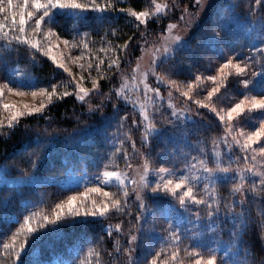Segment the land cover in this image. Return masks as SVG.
I'll return each mask as SVG.
<instances>
[{"label": "trees", "instance_id": "trees-1", "mask_svg": "<svg viewBox=\"0 0 264 264\" xmlns=\"http://www.w3.org/2000/svg\"><path fill=\"white\" fill-rule=\"evenodd\" d=\"M22 2L13 0V11L16 12L14 32L8 31L12 13H0V21L8 20L6 27L0 29V88L4 89L0 100L3 103L11 101L6 96L9 91L5 84L18 88L24 94H31L32 87L26 85L51 91V85L59 82L57 91H69L71 95L56 99L51 104L45 101L46 109L42 115L33 113L22 117L19 126L7 136L4 132L8 129L0 126L3 127L0 131V169L6 176H23L25 172L37 176L60 177L70 173L98 176L103 172L127 170L138 165L147 166L149 171L171 169L182 172L192 166L215 167L212 162L215 159H223L221 166L224 167L229 159L226 155L228 145H231L234 160L231 169L252 167L253 157L264 158L258 151L250 150L257 144L264 147L260 142L251 145L247 152L241 148L244 143L242 133L255 131L260 118L252 114L250 119L239 123L227 120V109L244 98L245 86L237 83L234 68L220 69L229 57H233L234 62L239 60L241 66L248 62L244 58L250 57L257 67L249 65L239 80H259V77L252 76L259 64L257 53L251 52V48L260 49L259 41L264 40V4H257L256 0H217L186 40L187 46L177 51L174 57L170 53L166 62L154 68L148 81L154 89H159L156 99L161 109L154 116L158 120H154L153 124L156 123L157 127L163 125L164 131L159 137L150 138L151 151L148 152L141 145L144 136L141 112L126 103L120 94L117 97V90L121 91L124 78L132 75L143 50L159 43L168 24L175 23L181 27V13L194 10L196 0H155V3H165L168 7L172 4L173 7L158 15L154 21L150 19L147 28L130 13L151 10L155 5L153 0H120L115 10L107 9L103 13L92 9L76 10L78 18L68 14L72 10H65V14L56 17L54 24L45 18L39 32L34 31V18L30 19L26 22L23 35L37 41L45 52L13 39L20 34V10L17 6ZM79 2L91 3V0ZM97 2L103 4L106 0ZM6 4L7 0H0V7ZM252 8L257 11L252 12ZM49 28L54 31L45 37ZM5 32L8 33L7 38ZM77 32L79 35H76ZM214 32L219 33L222 39H213ZM64 40H68L69 44L65 45ZM125 41H130L126 51L123 50ZM49 43L53 45L52 52H56L69 69L68 72L58 68L46 54ZM85 44L87 47H84ZM233 53L241 55L233 56ZM260 57L264 58V51ZM110 60L120 62L109 67ZM169 66H174L171 72L166 71ZM221 71L226 74L227 82L220 84L219 92L214 93L212 106L217 111L223 110V122L216 113L195 103L196 100L208 102L207 92L219 83ZM157 74L163 78L162 81L157 80ZM198 75L202 77L200 81L196 80ZM208 76H217V81L208 80ZM94 79L99 85V94L84 102L78 100L77 82L92 90ZM247 94L264 95L253 90L252 86H248ZM40 100L35 99L32 105H37ZM98 105L104 112L114 113L115 119H101L100 112L95 110ZM113 105L116 107L113 108ZM174 108L178 111L187 109L192 115L199 109L204 116H197L196 122L180 123L170 113V109ZM9 115L10 111L0 105V118L6 119ZM121 117H124L122 121ZM133 120L137 124H132ZM230 124L232 127H229ZM236 140L240 143L236 144ZM30 157H38L36 167H32ZM187 181L198 199L206 198L213 191L218 194L221 219L211 229L208 227L209 208L205 204L198 209L194 207L191 212V219L194 221L199 216L200 224L182 220L180 231H177L171 221L185 215L179 208V196L175 199L170 194L152 196V189L157 187L152 181L147 189L141 190L135 186L102 184L99 187H104L105 191L118 194L124 210L111 209L104 218L76 219L54 230L42 231L22 253L23 264H151L153 260L156 264H161V261L194 264L198 257L206 260L209 255L216 257L215 264H264V199L258 196L253 199L250 192L253 184L257 191L260 190L258 181L244 180L242 184L248 193L244 197L245 216L241 218L246 221L243 232L239 231V221L233 223L225 217L226 206L233 200L236 211H240L241 194L232 190L239 181L213 184L207 192L205 185L210 182ZM122 189L127 191L126 203ZM138 191L147 205V211L139 207ZM145 192L148 195H143ZM79 193H85V187L56 182L0 185V264H13L18 259L13 255L14 248L28 239L24 230L17 231L22 229L24 217L29 216L31 226L37 228L44 223V216L51 219L55 212L60 211L56 208L57 204H63L66 213L67 198ZM90 196L93 197L88 199L86 206H90L93 199L96 203L108 199L100 193ZM216 206L212 203L213 209ZM137 212H143L139 224ZM118 224L121 226L119 230L116 228ZM173 233L180 236L178 241ZM130 235H140V240L131 246L129 253L125 249L130 247ZM190 237H195L204 246H197ZM241 238L246 243H242ZM246 249L247 256L244 255ZM173 253L176 255L173 256Z\"/></svg>", "mask_w": 264, "mask_h": 264}, {"label": "snow or ice", "instance_id": "snow-or-ice-1", "mask_svg": "<svg viewBox=\"0 0 264 264\" xmlns=\"http://www.w3.org/2000/svg\"><path fill=\"white\" fill-rule=\"evenodd\" d=\"M120 0H106L105 3H98L97 0H91V3H83L79 2V0H23L22 3H20L17 7L19 8V29L20 34L13 37L16 41H18L20 44L27 43L28 45L32 47H38L40 52H45V48L40 46L37 41L31 38H27L23 35L25 32V25L26 22L30 19L34 18V24L35 32H39L42 30V22L45 20V18H48L49 23H56V17L58 15L65 14V10H72L70 15L73 17H77L76 10H80L81 12L92 9L98 12L103 13L107 9H113L115 10L116 4L119 3ZM180 2H183V0H180ZM257 4H264V0H256ZM153 4H155V7L151 9V12L144 11H136L131 12V15H134L138 23H142L146 26L149 24L150 19L154 21L158 14L162 10H168L167 5H161L158 3H155V0H153ZM175 7V5H174ZM120 11H125L124 9H119ZM187 5H185V11H187ZM252 12H256L257 9L252 8ZM4 12H11V27L8 29L9 32H14L16 28V12L13 11V0H7V4L4 7H0V13ZM26 13V15H25ZM153 13L157 15H153ZM199 13L197 12L196 15ZM184 13H181L180 19L183 20ZM78 18V17H77ZM255 21H253L254 23ZM8 23L7 18H5L3 21H0V29H4ZM223 23V22H221ZM174 27V25H172ZM262 28H264V24H262ZM54 29L49 28L47 32H45V37H48ZM5 38H7L8 33H4ZM76 35H79L77 32ZM59 39V37H58ZM131 39V38H130ZM213 39H222L219 33H213ZM172 41L174 42L172 45L165 44L164 51L161 54V57L159 59L155 58L153 59V66L159 67L161 63L166 62L170 56L169 53L171 52L172 57H174L175 53L177 51L182 50L184 47L187 46L186 40H184L180 35H175L172 37ZM130 41H125V47L124 51H126L127 46L129 45ZM260 49H257L255 47L251 48V52L257 53L258 57V64L259 67L256 72L252 73L253 77H259V80H249L247 78L243 79L242 81L239 80V76L244 73L245 69L249 67V65H252L253 67H257L256 64L252 63V60L250 57H245L244 59L248 61L243 66H241V63L239 60H236L234 62L233 57H229L228 60H226L223 64L220 65V69H226L228 67H232L235 69L237 83H242L244 88V98L241 99L239 102L232 105V107L227 109V120L229 122L233 123H239L240 121H243L245 119H250L252 114H255L257 117H259V127H255V131H250L246 133H242L244 143L241 145V148L247 152L250 149V146L253 144H256L257 142H260L261 144H264V95H251L249 96L248 93V86H252L253 90H258L259 92L264 93V58L260 57V53L264 51V40H260ZM64 44L68 45L69 41L64 40ZM84 47H87V44L84 45ZM53 45L49 43L47 45V51L46 54L52 59L53 63H55L59 68H62L65 72H68L69 69L65 66L64 62L62 60H58L55 55L52 53ZM240 53H233V56H239ZM119 60H110L109 61V67H111L112 64H118ZM99 67V65H97ZM174 69V66H169L166 71L171 72ZM162 77L157 74V80L162 81ZM202 79L201 76H197L196 80L200 81ZM208 80L216 82L217 76H208ZM81 80H83V77H81ZM226 81V74L224 72H220V80L219 83L211 88L207 92L208 102L205 103L204 100H196L195 103L197 105L203 106L205 108H208L209 111L216 113L219 120L223 122L225 120V115L223 114V110L217 111L215 107L212 106V99H214V93H218L220 90V84H225ZM168 83H174L173 81H168ZM258 84V88H257ZM28 87H32L31 95L33 98L40 96L42 99L39 101V103L35 106H29L27 104L24 105L23 108H17L15 104L11 103H3L2 100H0V105L4 109H7L10 111L11 115H9L6 119L0 118V126L6 127L8 129L7 132H4V135L7 136L11 134V131L19 126L20 119L22 117H28L33 113H40L43 114L44 110L46 109V102L48 104L54 103L56 99H60L62 97H67L71 95L69 91H64L63 93H60L57 91V89L60 87V83H54L51 85V91L46 90L45 88H35L32 85H26ZM4 87H7V90L9 92H16L17 95H23L24 93L20 92L18 88H12L8 87L7 84L4 85ZM145 89L149 88L148 84H145ZM191 87V85H189ZM92 89L96 91V94H99V85L94 79L92 82ZM3 88H0V94L3 93ZM88 89L81 86L79 82H77L76 85V96L77 99L80 101H83L85 99V96L89 95ZM153 91L156 93L157 98L159 97V89H153ZM83 93V95L81 94ZM120 91L117 90V97H119ZM185 96L188 95L187 92L184 93ZM116 105H113V108H115ZM96 111H99L101 114V119H115L114 113H106L103 111L102 106H96ZM127 115V114H125ZM173 116H175V113H172ZM184 118L190 122H196V117L200 116L203 118L204 114L199 111V109L196 110L195 115H185L184 113H181ZM47 119V118H46ZM124 119V117H121V121ZM172 121H169L171 123ZM132 124H137L136 120L132 121ZM3 127H0V131H3ZM28 126H26L27 128ZM229 127H232V124L229 125ZM141 131L144 133V136L141 140L142 147L146 148L148 152L151 151V144L149 143L150 138L159 137L160 134L164 131L163 125L160 127H157L155 124H148L145 128H142ZM236 144H239L240 141L236 140ZM133 147H135V144H133ZM229 151L226 153L228 155L229 159L227 162V166L222 167L221 165L224 164L223 160L219 161H212L215 164V167H203L202 171L205 174L204 179L209 180V184L205 185V190H207L211 187L213 184L217 183H223L231 180H237L238 183L233 185V192H239L241 194V201H240V211H236V202L235 200L232 201V203L227 207V212L225 214L226 218H230L233 223L239 221L240 222V228L239 231L243 232L245 230L246 221L242 220L241 218L245 216V204H244V197L248 194L245 192V190L242 188L243 181L246 179L244 173L245 171L252 172V168L249 167L247 170L239 169L237 168L236 173L233 174L231 165L234 162L233 157L231 155V145H228ZM252 152L258 151L262 155H264V147H260L257 144V147L250 149ZM125 156L127 157V153H125ZM32 160V167H36L38 164V157H30ZM247 159V157H245ZM255 159V157H253ZM160 171L165 172L166 170L161 169ZM145 172H147V166H145ZM159 175V172L157 173ZM104 175L106 177H116L119 180V174L116 172H105ZM261 176V179L257 182L260 185V190L257 191L256 185L253 184L250 187V192L252 194V198L255 199L257 196L261 199H264V172L259 173ZM19 180H31L34 179V173L32 172H25L22 177L18 178ZM108 182L105 181V184ZM123 183V182H122ZM149 181L144 182V188L147 189L149 186ZM190 182L187 181V179L183 176H181L179 179L173 181V180H167L162 182L157 180L156 184L157 187L152 189V196H156L158 194H170L173 199H175L177 196H179V208L183 210L185 215L179 220L176 218H173L171 223L175 224L177 227V231H180V222L182 220H187L189 224L196 223L200 224V218L197 216L195 220L193 221L191 219V212L192 209L199 208L202 205L207 204L208 205V227L211 229L215 226V223L221 219V209L219 207V198L218 194L216 192H211L210 194L206 195V198H199L197 197L193 187L188 186ZM179 190V192H177ZM93 193H100L103 195V197L108 198L105 202H101L99 204L96 203L95 200L92 201L91 208H88L84 205L83 201L79 202V207H83V214L81 217V213L78 211L77 208V196H69L67 198V212L65 213L63 211L64 205L63 204H57L56 208L60 209V211L55 212L53 217L49 219L48 216H44L43 220L44 223L37 226V228H33L31 226L30 217L26 216L24 217L22 229H17V231L24 230V234L28 239H26L24 242L19 243L18 248H14L13 255L17 257V260L13 261V264H23V255L22 253L27 250L28 245L31 244L32 240L36 239L41 235L42 231H50L54 230L55 228L62 226L63 224L72 223L76 219H83L86 220L88 217L93 218H104L109 214L110 209H115L117 211H123L121 201L118 198V194H110L109 192L105 191L104 187H92L90 189ZM124 197H125V203L127 202V191L126 189H122ZM182 193V194H181ZM81 197H85L88 195L87 192L85 193H79L78 194ZM143 195H148V193H144ZM115 197V198H113ZM137 198L140 200L139 207L141 209H144V211H147V205L144 202V199L142 197V194L138 191L137 192ZM212 203H215L217 206L213 209ZM170 207H173V205H170ZM161 215L164 216L165 219H168V216L164 213H161ZM137 222H139L143 219V212H137L136 216ZM142 228V225H140ZM116 228L119 230L121 226L118 224L116 225ZM175 240H179L180 236L176 235L175 233L172 234ZM13 240L16 239V236L13 235ZM190 239L193 240L194 243L197 244L199 247H203L204 245L201 244L195 237H190ZM140 240V235H130L128 237V243L129 248L125 249L126 252H131L132 248L131 246L138 242ZM242 243H246L241 238ZM160 253H157V256H159ZM176 254L173 253V256ZM245 256L248 255V250H245L244 253ZM216 257L209 255L207 259H203L202 257H198L194 264H215ZM151 264H156V261L153 260ZM161 264H167L166 261H161ZM233 264H236V262H233Z\"/></svg>", "mask_w": 264, "mask_h": 264}, {"label": "rangeland", "instance_id": "rangeland-1", "mask_svg": "<svg viewBox=\"0 0 264 264\" xmlns=\"http://www.w3.org/2000/svg\"><path fill=\"white\" fill-rule=\"evenodd\" d=\"M216 1L217 0H196L194 4V6L197 5L196 8L191 12L187 11L186 13H184L183 25L180 27L177 26L175 23L168 24L165 30V34L161 37L159 43L156 45H151L143 50L132 72V75L128 78H124V80L122 81V84L120 86V90H121L120 95L126 103L131 104L141 112L142 124L144 128L148 124H153L154 120H158L157 118L155 119L154 116L158 114L160 112L159 110L161 109L160 103L157 102L156 99L157 98L156 93L153 91L154 88L152 87L151 83L148 81L152 76V72H154V68H155L153 66L154 57L159 59L164 51L165 44L172 45L174 43L172 41L173 36L180 35L184 40H187L193 34V30H195L196 26L200 23V21L203 20L209 14ZM158 4L166 5L165 3H158ZM168 5H169L168 8L170 10L173 7V5L172 4H168ZM165 11L166 10H162L158 15L163 14V12ZM148 12H151V10H148ZM197 12L199 13L198 15H196ZM153 15H157V14L153 13ZM172 25H174V27ZM52 53L57 57L58 60H61V58L58 56L56 52H52ZM67 66L69 67L68 64ZM145 84L149 85L148 89H145L144 87ZM3 94L4 92L0 95L2 96ZM81 94L83 95V93ZM95 94H96L95 90L93 89L90 90L89 95L85 96L83 102L89 100V98L94 96ZM6 96L10 97L11 100L8 103L15 104L17 108H23L25 104L29 106H33L32 103L34 102L35 99L36 100L41 99L40 96L33 98L31 94L17 95L15 92H9V94H6ZM21 98L25 100L21 101L20 100ZM177 109L178 108L170 109L171 115L172 113L176 114L175 116L172 115L173 118L180 123L189 122L184 118V116L181 115V113H184L185 115L188 116H191L192 113L187 111V109H181L179 111ZM219 160L220 159H215V161H219ZM202 168L203 167H201V165L192 166L188 170L185 169L182 172L166 169V173H165L162 171H149L148 169L147 172H145V168L142 165H138V166H132L127 170H122V171H108V172L118 173L120 177L119 180L116 177H106L104 175L105 172H103L98 176H88L86 174L70 173L59 177V176H37L34 174V179L31 180L26 179L23 181L18 179L19 177L22 176H6L3 173V169L1 168L0 185L18 186L22 184H41V183L56 182L62 185L85 187V192H87L88 195L85 197H81L79 195L77 196V202H78L77 208L78 211L81 213L83 212L84 208L79 207V202L83 201L85 205L88 199L90 197H93L90 196L91 194H93V192L90 191L93 185H96L95 187H99L102 184L118 185L120 187L135 186L138 190H141L142 188L145 189L144 188L145 181H149V182L152 181L153 183H156V181L159 180L161 181L160 186L162 187L163 181H167V180L174 181L179 179L181 176L185 177L187 180H193V181L206 180L209 182V180L204 179L205 174L203 173ZM248 168L249 167H243L240 169L247 170ZM251 168H252V172L245 171L244 173L246 177L245 180L259 181L261 179L259 173L264 172V158L255 157L253 161V166ZM236 170H237L236 168L232 169L233 174L236 173ZM158 172L159 175L157 174ZM105 181H107L108 183L105 184ZM91 205L90 206L85 205V206L91 208Z\"/></svg>", "mask_w": 264, "mask_h": 264}]
</instances>
